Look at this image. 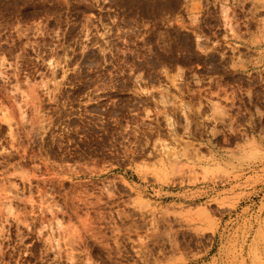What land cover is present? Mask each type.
Instances as JSON below:
<instances>
[{
	"label": "rangeland",
	"instance_id": "obj_1",
	"mask_svg": "<svg viewBox=\"0 0 264 264\" xmlns=\"http://www.w3.org/2000/svg\"><path fill=\"white\" fill-rule=\"evenodd\" d=\"M0 264H264V0H0Z\"/></svg>",
	"mask_w": 264,
	"mask_h": 264
}]
</instances>
